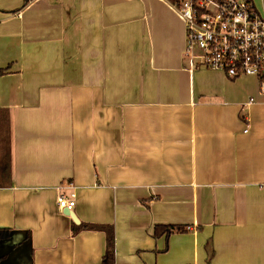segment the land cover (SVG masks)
<instances>
[{
	"label": "crops",
	"instance_id": "crops-1",
	"mask_svg": "<svg viewBox=\"0 0 264 264\" xmlns=\"http://www.w3.org/2000/svg\"><path fill=\"white\" fill-rule=\"evenodd\" d=\"M186 46L169 0H0V264H100L83 224L115 264H264V94Z\"/></svg>",
	"mask_w": 264,
	"mask_h": 264
},
{
	"label": "built area",
	"instance_id": "built-area-1",
	"mask_svg": "<svg viewBox=\"0 0 264 264\" xmlns=\"http://www.w3.org/2000/svg\"><path fill=\"white\" fill-rule=\"evenodd\" d=\"M171 3L186 25L185 55L194 60L195 68H209L230 79L255 77L264 94V9L253 0H174ZM57 188L60 210H73L75 183L68 181ZM66 190L70 191L69 196Z\"/></svg>",
	"mask_w": 264,
	"mask_h": 264
},
{
	"label": "trees",
	"instance_id": "trees-1",
	"mask_svg": "<svg viewBox=\"0 0 264 264\" xmlns=\"http://www.w3.org/2000/svg\"><path fill=\"white\" fill-rule=\"evenodd\" d=\"M174 1V0H169ZM10 140H11V113L6 108L0 109V173L8 171L10 168ZM5 181L0 178V185ZM83 229L103 230L107 234V251L100 264H115V231L113 226L86 225L81 226ZM155 236L171 235L176 232H185L190 230L183 226L159 225L155 227ZM11 235L10 229H0V240H5Z\"/></svg>",
	"mask_w": 264,
	"mask_h": 264
},
{
	"label": "rangeland",
	"instance_id": "rangeland-1",
	"mask_svg": "<svg viewBox=\"0 0 264 264\" xmlns=\"http://www.w3.org/2000/svg\"><path fill=\"white\" fill-rule=\"evenodd\" d=\"M255 3L261 10H263V4L261 3V0H256Z\"/></svg>",
	"mask_w": 264,
	"mask_h": 264
}]
</instances>
